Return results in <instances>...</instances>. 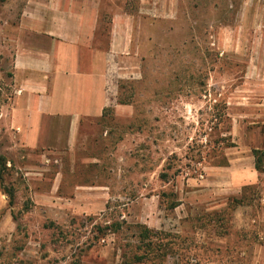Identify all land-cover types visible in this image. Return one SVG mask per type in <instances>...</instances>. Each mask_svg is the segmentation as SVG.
<instances>
[{
  "label": "rangeland",
  "instance_id": "rangeland-1",
  "mask_svg": "<svg viewBox=\"0 0 264 264\" xmlns=\"http://www.w3.org/2000/svg\"><path fill=\"white\" fill-rule=\"evenodd\" d=\"M149 1L73 145H16L0 119V264H263L264 0Z\"/></svg>",
  "mask_w": 264,
  "mask_h": 264
},
{
  "label": "crops",
  "instance_id": "crops-1",
  "mask_svg": "<svg viewBox=\"0 0 264 264\" xmlns=\"http://www.w3.org/2000/svg\"><path fill=\"white\" fill-rule=\"evenodd\" d=\"M149 4L24 0L15 18L0 21V59L7 61L13 92L0 103V119L16 145L64 149L78 140L84 123L103 118L113 101V63L140 51V22Z\"/></svg>",
  "mask_w": 264,
  "mask_h": 264
},
{
  "label": "trees",
  "instance_id": "trees-1",
  "mask_svg": "<svg viewBox=\"0 0 264 264\" xmlns=\"http://www.w3.org/2000/svg\"><path fill=\"white\" fill-rule=\"evenodd\" d=\"M0 1L3 2L5 0H0ZM254 154H255V157L257 159L256 168L261 171L262 170L261 163H262V160L264 159V149H255ZM3 161H5V159L0 156V167H2V165H4ZM0 182H1V186H2L3 185V172L1 171V169H0ZM4 191L10 196L11 199H13V192H11L9 189H6V188L4 189ZM138 259H142V257L138 258Z\"/></svg>",
  "mask_w": 264,
  "mask_h": 264
}]
</instances>
